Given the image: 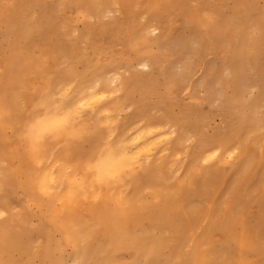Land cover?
<instances>
[{
    "label": "bare ground",
    "instance_id": "bare-ground-1",
    "mask_svg": "<svg viewBox=\"0 0 264 264\" xmlns=\"http://www.w3.org/2000/svg\"><path fill=\"white\" fill-rule=\"evenodd\" d=\"M1 1L0 34L4 47L0 44V51L5 48L15 54L13 61L9 56L0 64V70L8 73L6 81L0 79V192L3 194L0 206L10 209L12 203L8 220L0 221V264H35L36 261L41 264H264L262 260L258 262L264 256V245L261 249L257 243L246 242V231L251 228L253 215L246 210L239 189L248 181L255 161L262 169L255 186L264 178V164L261 163L264 124L260 117V109L264 108L261 40V37L264 39V9H257V0H234L237 14L234 19L221 16L217 21L215 17L203 16L201 10L190 13L185 26L191 33L175 42L168 34L163 42L162 38L151 34L153 26L146 22L140 25L135 17L129 31L122 35H129L127 49L137 57L136 63L146 61L150 70L142 73V80L135 86L134 78L130 80L122 73L105 75L101 72L104 66L114 69L112 62L105 65L109 61H131L128 53L115 57L110 45L98 42L106 34L105 27L97 32L89 29V46L83 49L82 55L78 54L82 49L76 45L55 48L54 43L62 41L52 40L48 51L45 50L49 48L47 44L44 49L45 43L37 42L41 51L33 59L29 56L30 48L19 44L31 42L39 33L45 39H52L57 35L54 13H62L68 7L81 5L80 16L84 21L94 18L103 23L108 6L114 3L112 12L123 9L121 12L126 14L129 0H50L52 7L45 6L43 0ZM149 2L148 15L152 21L155 8L162 3L161 0ZM34 9L36 12L32 16ZM49 35L52 36L49 38ZM120 36H117L118 41L123 40ZM163 43L164 48L160 46ZM193 43H199L198 51L192 47ZM155 45L159 47L158 53L153 52ZM225 47L230 55L218 65L211 63V78L199 83L205 87L206 98L191 100L198 106L218 100L227 104L232 121H225L222 129L208 136L199 110H189L184 103L180 104L182 111L175 117L169 110L173 107L171 102L179 95V88L191 78L193 65L188 73L181 74L178 69L186 65L193 54H201V50L220 53ZM65 52L71 61V72L79 74L88 86L77 99L85 104L84 113L89 116H80L73 121V126H94L109 120L113 124L111 116L104 117L105 113L114 115L133 106L130 117L122 123L125 130L119 132L114 128L112 139L139 136L138 143L130 146L153 162L158 177L154 184L146 186L136 181L102 186L95 183L93 173L84 169L68 173L63 165L71 155L61 157L59 150L51 147L62 142L63 137H46L42 141L45 150L55 151L50 157L51 167L45 164L51 195L45 196L39 191L40 177L32 165L24 133L38 120L55 119L63 114L55 106H40V100L42 95L54 92L69 78L68 72L63 74L55 70L53 64L64 59ZM164 57L170 59L165 65ZM79 64L85 66L83 74L77 71ZM226 72L231 73L230 80L224 79ZM170 83L175 84L171 89L172 98L167 89ZM252 84L258 91L249 96ZM136 89H141V99L133 101L132 93ZM226 89L232 91L228 98L222 92ZM93 92L99 96L94 97ZM117 94L120 95L114 96ZM160 104L165 105V110L158 122L145 124V116L151 110H160ZM138 114H141L142 123L134 128L133 116ZM170 128L181 136L190 133L195 145L188 150L186 142L180 141L178 135L170 144ZM235 136L240 139V150L238 156H231L228 149L235 147ZM217 150L218 155L212 154ZM251 150L258 153L255 161L249 155ZM167 151H172V155L165 157ZM184 153H189L190 158L178 167L176 158ZM233 159L236 163L232 171L226 173L221 167ZM173 172H176L174 177ZM252 187L248 184L246 191H252ZM216 188L229 199L224 197L211 203L209 197ZM93 189L101 194L99 201L91 199ZM85 192L88 200L83 199ZM254 207L257 216L251 226L260 229L264 225V194L256 199ZM34 218L38 224L33 230L26 220ZM68 250L70 254L66 257ZM125 255L129 256L128 261L124 260Z\"/></svg>",
    "mask_w": 264,
    "mask_h": 264
},
{
    "label": "rangeland",
    "instance_id": "rangeland-1",
    "mask_svg": "<svg viewBox=\"0 0 264 264\" xmlns=\"http://www.w3.org/2000/svg\"><path fill=\"white\" fill-rule=\"evenodd\" d=\"M149 1H152V0H148V1L146 0V3L143 0H129V6L127 5L128 8L126 6V11H127L126 14L121 12L123 9L120 12H115V11L112 12L115 8L114 3H112L110 6H108L106 8V15L109 16V14L111 13V16L109 19L104 18L102 20L103 23H101V21L99 22V20L94 19V18H92L90 20L85 19V21H84V19L80 16V12L82 10V9H80L81 5H76L74 7L71 6V7L66 8L62 13H59V12L54 13L53 23L56 25L57 31L55 34H57V35H55L53 37H51L53 34L49 35V38L51 37L52 39H47V37H46V39L48 40V41H46V39L43 37V35H40L41 33H39V35H37L35 37V39L32 40L31 42L23 41L19 44L26 49L30 48L29 49V56H31L33 59L38 57L39 56L38 53H40V51H41V49L39 48L40 46L37 44V42L38 43L44 42L45 43L44 49L48 45L49 48L45 49L47 51L50 50L51 43H53V41L54 42L62 41V42L54 43L55 48H57V47L68 48L73 44V45H76V47L82 49V51H80L78 53L79 55H82L83 51L86 48H88V46H89L87 43V32L89 31V29H91L92 31L94 30L93 32H97L101 29V27H103V28L105 27L106 28V34L103 37V39H99L98 42L100 44L104 43V44L110 45V47L112 48V50L115 54V57L116 56L119 57V55L122 54L123 52L128 53L131 57V61L123 62V61H120L117 59H115L114 61H109L108 63H105V65L107 66L108 64H110L112 62L111 67L114 69H109V68H106L104 66V68L102 67V70L104 69V71L101 70V72L105 75H112V73L117 71L120 74L122 73V75L124 77L128 78L129 75L124 70L129 68L133 64H137L136 63L137 57H135L127 49V44L129 41V35L125 34L123 36L122 34L126 33V31H129V29L131 28V25H133V22H131V20L135 22V17H136V22L139 19L138 23H141L140 25H142L146 22V23H149V25L153 26L152 29L158 28L157 30H155L157 33V35H155V36L162 38L163 42L165 41V39L163 37L167 36L165 34H168L169 39L171 41L175 42L177 39L191 33V31L185 25L187 23V19L190 17V13H192L194 11L201 10V13L203 16L208 17V18L215 17V19L217 21L221 20V16H224L226 19H230V18L234 19L237 16V14L235 12V1L234 0H161L162 6L158 7L157 9L155 8V6H153L155 8L157 18L155 15L153 17L154 20L151 21V20H149L150 16L148 15V7L150 6L149 4L151 3ZM147 2H149V3H147ZM43 3H44V5L46 4L45 6H47V7H52V5H53L50 0H43ZM0 7H2V1L0 3ZM256 7L259 10H263L264 9V0H257L256 1ZM78 9H79V11H78ZM35 12H36L35 9L31 10V15L33 16L35 14ZM127 15H129V16H127ZM144 17H147V19L145 20ZM31 19H32V17H31ZM61 22H64V23H61ZM85 22L88 23V26L87 25L84 26ZM97 24H99V25L97 26ZM112 24H113V26H112ZM110 25H111V27H110ZM129 26H130V28H129ZM0 27H2V26L0 25ZM113 33H115V34H113ZM118 35H121L120 37H122V39H123L122 41H118V37H117ZM0 36H1L0 37V39H1L2 34H0ZM109 37H110V39H109ZM98 38H100V37H98ZM43 40H45L46 42ZM261 40L263 41L262 43H263V47H264V39L262 37H261ZM80 43H81V45H79ZM161 43H162V41H161ZM0 44H1V46L4 47V43H3L2 39L0 40ZM160 46L162 48H164V43L161 44ZM158 49H159V47L157 45H155L153 47V52L158 53L159 52ZM6 50H8V49L3 48V50L0 51V64L3 62V60L8 58L9 56L12 58V61H13L15 53L11 52V51H6ZM163 54L161 56H163ZM1 55L4 58H2ZM196 55H198V57ZM229 55L230 54L228 52L227 57ZM66 56H67V54L65 52V58H69V56H67V57ZM195 57H197V58H195ZM65 58L60 60L59 62H57L59 64L53 63L55 65V70H61L60 72L63 74H65L67 72V70L63 69V67H62ZM191 59L193 61V68H192V71L190 74L191 78L188 79L186 81V83H183L182 86L179 88V91H178L179 95L177 98H175L171 102L173 104V107L169 110V112H170V115L172 117H175L178 114H180V112L182 111V109L180 108L181 103H184L188 107L189 110H192V111L199 110L202 122L205 124V127H206L205 131H206L208 136H212L216 130L222 129L224 127L225 121H229V122L232 121V116L230 115V113L228 111L229 109L227 107L226 102H224L223 100L219 101V103H217V101H216L212 104L205 102L203 105L201 104V106H198L195 103H193L191 100H198L199 101L201 99L206 98L205 87L201 86L199 83L203 79L207 80L205 78H208V79L211 78L212 75L209 73L210 65L220 64L225 59V56L223 55V52L219 53V52H214L212 50L207 49L206 51L201 50V54H193L191 56ZM169 60L170 59L168 57H164L163 64L164 65L167 64L169 62ZM180 61H182V59H179V62ZM113 62H114V64H113ZM131 63H133V64H131ZM60 64H62V65H60ZM83 65L84 64H79L77 66V71L79 69L78 72L82 73V74L84 73V70H85V66L83 67ZM116 66H118L119 68L118 67L116 68ZM221 69L223 70L222 67H221ZM145 72L146 73L150 72L149 67H148V70ZM145 72H143V74H146ZM12 77H16V76L13 75ZM33 77L34 76L31 75V78H33ZM0 79H2V81L3 80L6 81L8 79V73L1 71L0 72ZM251 86H252L251 89H249V91H248V93H251L249 96L256 95L258 89L253 84ZM252 89H255V92H253ZM222 92H223V94H225V97L228 98L231 95L232 91L230 89H226L225 91H222ZM119 95L120 94H117L114 96H119ZM132 97H133V101L140 100L141 99L140 98L141 97V89H136L132 93ZM226 98H225V101H226ZM186 102H188V103L186 104ZM164 106H165L164 104H160V106H159L160 110H151L149 112V114H147L145 116V118L147 119L145 124L151 125L152 123H154V124L157 123L158 117L161 116V114L165 110ZM131 109L133 110V106H131ZM132 110L128 111V109H126L125 111H120L119 113H116L114 115H112L108 112V113L104 114V117L111 116V118L115 122L112 124V129L115 128V129H118L119 132H123L125 130V128L122 125V123H123V121H125L128 118V116L130 117V113L132 112ZM81 116H87L88 117L89 115H83L82 114ZM133 119H134V128L137 127V124L142 123L141 114L133 116ZM116 132H118V131H116ZM9 136H10V133H9ZM176 138H177V135L172 134L169 137L170 144H172V142L175 141ZM233 140H234V143L236 144L235 145V147H236L238 145V143L240 142V139L238 136H235L233 138ZM194 145H195V143L193 141L192 145H186V147L189 150ZM233 147H234V145H233ZM168 155L171 156L172 151H167L165 153V157H167ZM249 155L251 156V158L254 161L258 157V153L255 152L254 150H251ZM189 158H190L189 153L188 154L187 153L181 154L180 156H178L176 158L177 166L180 167L187 160H189ZM235 163H236L235 159L230 160L226 166H223L221 168L226 173L227 172L230 173L233 169L232 165ZM261 171H262V169H261L260 165L255 161L252 173L250 174L248 181L244 182L239 187V189H240L241 194H242L241 200L246 205V210L250 211V213H252V215H253V217L250 221V227L251 228L246 231V242L247 243H257L258 245L261 246V249H262L263 245H264V225H262L260 227V229H256V227L252 228V226H251V224H253V222L256 221V216H257V209H256V207H254L255 201L257 198L261 197L264 194V192H263L264 191V178L262 179V182L257 187L255 186V181L257 180V176L261 173ZM77 176H80V178H81V175L79 173H77ZM248 184L253 185V187L251 188L252 191H250V190L248 192L246 191L247 190L246 186ZM224 197L226 200L229 199V196L224 195V193H222L220 191V188H216L215 191L211 192L209 200L211 203H213V202L216 203V202H219L220 200H222ZM2 199H3V194L0 192V202L2 201ZM17 199H18V197L16 196L15 200H17ZM10 209H12V203L11 202H10ZM10 209L7 207H1L0 206V212H4L6 214L4 219L0 220L1 222L8 220L9 215H10V211H9ZM26 224L31 229L34 230L35 227L37 226L38 222H37V219H35V218L34 219H27ZM240 231H241V229H240ZM69 254H70V250L67 251L65 256L68 257ZM124 260L128 261L129 256L125 255ZM260 260L264 261V256H261L258 259V262ZM68 262H71V261H68ZM254 262H255V260H254ZM35 264H41V263L39 261H36ZM76 264H79V263H76Z\"/></svg>",
    "mask_w": 264,
    "mask_h": 264
},
{
    "label": "snow or ice",
    "instance_id": "snow-or-ice-1",
    "mask_svg": "<svg viewBox=\"0 0 264 264\" xmlns=\"http://www.w3.org/2000/svg\"><path fill=\"white\" fill-rule=\"evenodd\" d=\"M110 16L111 13L105 19H109ZM144 19L146 20L147 17H144ZM151 34L157 35L155 29H153ZM192 47L198 51L200 45L199 43H193ZM223 55L227 57V47H225ZM192 65L193 61L189 58L186 65L181 66L178 72L181 74L188 73L191 71ZM62 67L67 70L69 78L63 81L54 92L42 95L40 106H55L63 114L55 119L46 118L38 120L31 127L27 128L24 133V138L29 144L32 165L38 170V176L40 177L37 182L39 191L45 196L51 195L48 179L45 175V164L47 163L51 167L52 161L50 157L55 154V151L48 152L45 150L46 145L42 141L46 137L49 139L63 137L62 142L51 147L53 150L58 149L61 157L71 155V159L65 160L63 165L65 171L68 173L73 172L74 169H84L87 172L93 173L95 183L102 186L113 183L132 184L136 181H140L146 186L154 184L158 177L153 170V162L148 157L143 156L140 150L130 146L138 143V135L129 137L127 140L117 138L114 141L111 134L113 130L111 120L107 122L100 121L94 126L81 125L80 128L73 126L74 120L82 114L87 115V113H84L85 104L77 98L81 91H85L88 86L86 82L81 80L79 74L71 72V61L69 59L65 58ZM147 70V62L139 61L138 64H133L124 71L128 73L130 80L134 78L135 86L140 83L143 78L142 73ZM224 79L230 80L231 73L226 72ZM174 85L170 83L167 87L170 98H172L171 89ZM252 91L255 92V89H252ZM93 96L98 97L99 94L93 92ZM220 99H223V96ZM217 103H219V100ZM131 110V107H129L128 111ZM260 117L262 124H264V108L260 109ZM169 134L178 135L179 140L185 141L186 145H192L193 143V137L190 133H185L181 136L174 129L170 128ZM86 136L90 138H85ZM239 150L240 146L237 145L236 147L229 148L228 152L231 153V156H238ZM144 151H147V149H144ZM97 154H99L98 159ZM212 154L218 155L219 151H214ZM261 163L264 164V159L261 160ZM175 175L176 172H173L172 176L174 177ZM83 199H89L86 192L83 195ZM91 199L99 201L101 194L93 189ZM5 215L4 212H0V220L4 219Z\"/></svg>",
    "mask_w": 264,
    "mask_h": 264
}]
</instances>
